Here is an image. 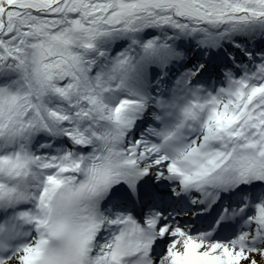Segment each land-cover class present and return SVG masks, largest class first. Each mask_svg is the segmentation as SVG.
<instances>
[{"label":"snow or ice","instance_id":"snow-or-ice-1","mask_svg":"<svg viewBox=\"0 0 264 264\" xmlns=\"http://www.w3.org/2000/svg\"><path fill=\"white\" fill-rule=\"evenodd\" d=\"M0 264H264V0H0Z\"/></svg>","mask_w":264,"mask_h":264}]
</instances>
